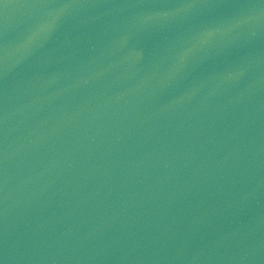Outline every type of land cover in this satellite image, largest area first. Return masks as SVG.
Masks as SVG:
<instances>
[{"label":"water","instance_id":"water-1","mask_svg":"<svg viewBox=\"0 0 264 264\" xmlns=\"http://www.w3.org/2000/svg\"><path fill=\"white\" fill-rule=\"evenodd\" d=\"M0 264H264V42L1 146Z\"/></svg>","mask_w":264,"mask_h":264}]
</instances>
